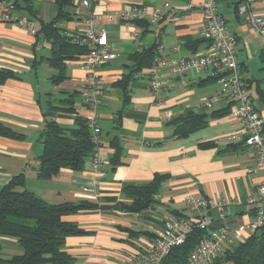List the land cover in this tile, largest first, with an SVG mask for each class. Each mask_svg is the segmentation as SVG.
<instances>
[{"label":"crops","instance_id":"1","mask_svg":"<svg viewBox=\"0 0 264 264\" xmlns=\"http://www.w3.org/2000/svg\"><path fill=\"white\" fill-rule=\"evenodd\" d=\"M31 1L38 19L49 22L56 17L55 0ZM242 1L216 0V4L237 37L241 73L264 121V43L256 29L239 16L237 7ZM165 3L173 5L177 15L169 13L166 20L157 25L141 27L107 18V15L118 17L136 5L162 9ZM68 10L73 20L61 27L69 35H82L88 21L94 17L97 28L106 32L110 44L119 52L118 58L104 65L98 73V86L104 94L98 117L105 137L101 150L108 160L103 175L98 178L99 188L95 194L83 192L92 180L89 160L81 172L63 169L50 180H42L37 175L43 153L40 136L44 129L47 95L52 93L58 97L61 91H83L86 74L80 60L68 63V79L55 86L51 83L55 71L45 60L50 56V44L43 39L36 41L33 34L15 23H0V71H12L20 77L8 79L0 87V124L24 136L13 139L0 135V189L13 177L24 173L26 189L50 204L115 199V202H104L109 208L104 211L64 218L88 233L67 239L66 250L76 259L75 264L134 262L167 220L177 219L176 213L185 217L194 215L185 200L189 195L207 203L202 213L210 220V230L227 227L241 232L239 236L230 234L225 243L227 249L250 237L253 232L246 230V226L252 224L254 214L248 197L264 180V171L258 169L256 151L247 144V134L232 116V102L220 96L207 106L218 95V85L204 74L192 72L172 78L165 73L166 88L157 99L149 88V70H144L129 86L130 102L126 107L120 91L112 88L127 71L129 57L144 49L162 46L172 57L204 53L205 44L199 45L196 52L187 48L188 41L199 38L198 31L203 23L200 0H90L89 7L74 0ZM251 10L264 18V0L254 3ZM17 16L25 15L17 12ZM36 23L38 29L37 20ZM179 84L186 91L178 92L176 85ZM160 100L162 105L158 104ZM227 108L229 115L210 120L207 127L186 138L174 137L165 119L166 111H173L176 116L186 110L211 115ZM120 111L123 113L118 135L123 157L121 165L113 169L110 158L115 150L109 137L114 134L113 122ZM76 115L91 116L81 100L76 104ZM57 121L65 127H74L72 118L59 117ZM109 133L112 135L108 137ZM207 142L215 146L200 147ZM156 175L169 178L162 183L152 207L142 213L115 208L118 203L130 204L122 193L125 184L150 183ZM11 240L8 245L11 252L22 254L18 242Z\"/></svg>","mask_w":264,"mask_h":264},{"label":"trees","instance_id":"2","mask_svg":"<svg viewBox=\"0 0 264 264\" xmlns=\"http://www.w3.org/2000/svg\"><path fill=\"white\" fill-rule=\"evenodd\" d=\"M15 4L17 12H23L30 20L38 21L35 33L36 41L43 39L50 44V56L46 62L55 71L51 83L61 85L68 79V63L79 61L87 55L90 47L81 43L76 35L69 33L61 24L73 20V14L68 10L74 5V0H55L58 7L56 17L45 22L38 19L31 0H9ZM141 27L150 26L148 22H134ZM206 45L203 39L190 40L188 50L196 52L198 46ZM157 57V48L144 49L129 57L127 71L112 88L120 91L124 106L130 102L131 82L144 70H150ZM20 79L12 71H0V87L8 79ZM210 81H213L209 79ZM248 85V83H247ZM262 92V91H261ZM81 99V92L61 91L59 96L52 93L47 95L46 109L43 110L44 129L40 136L43 153L40 156L38 178L50 180L57 177L63 169L73 172L83 171L85 164L92 157L95 149L88 121L76 115V104ZM122 111L118 112L113 122V136L108 134L110 145L115 153L110 158V164L115 169L121 165L123 149L120 144L118 131L121 128ZM229 109L215 111L211 115L186 110L183 114L175 116L168 122L173 129V136L186 138L192 133L209 125L210 120L229 115ZM59 117L72 118L74 127L68 128L60 124ZM0 135L22 139L24 136L0 124ZM101 137L105 139L101 130ZM213 142L200 145L203 149L214 147ZM169 177L156 175L154 180L146 184H125L122 188L124 196L130 204H117L115 208L125 212L142 213L156 203L155 196L160 192L161 185ZM26 176L21 173L13 177L0 189V237L17 239L22 248V254L4 259L0 256V264H75L76 259L66 250L67 239L84 236L88 233L81 229L77 223L65 221V217L81 213L104 211L109 209L104 202L116 200L105 199L103 202L81 200L78 202H65L50 204L39 198L25 187ZM254 214V213H253ZM178 220L188 219L176 213ZM209 229L201 230L196 226L188 234L183 245L175 247L163 260L162 264H186L190 255L199 243L209 237ZM2 245L0 243V253ZM211 264H264V227L257 229L231 249L214 260Z\"/></svg>","mask_w":264,"mask_h":264},{"label":"built area","instance_id":"3","mask_svg":"<svg viewBox=\"0 0 264 264\" xmlns=\"http://www.w3.org/2000/svg\"><path fill=\"white\" fill-rule=\"evenodd\" d=\"M258 0H243L237 7L239 16L251 24L264 43V18L255 15L251 6ZM89 7L90 0H80ZM203 12V23L198 31V37L206 41V49L202 54L172 57L164 47L157 49V57L148 71L149 88L155 98H159L166 88L164 74L172 78L184 77L195 72L206 75L219 87V93L212 98L207 106L217 101L220 96L232 102V116L239 121L247 134V144L256 151L258 169L264 171V121L257 111L249 93L248 85L241 73L238 53V40L230 30L227 21L220 14L216 0H200ZM169 13L176 17L175 7L165 3L162 9H151L147 5H136L124 10L118 17L107 15L110 21L119 20L124 23L148 22L157 25L166 20ZM0 23H15L35 35L37 23L28 17L17 16L15 4L9 0H0ZM136 35V34H135ZM81 43L87 44L90 51L80 59V66L85 71V88L81 92V104L90 113L85 119L91 130L94 153L89 160L91 182L83 188L86 194H95L99 188V180L105 171L108 160L102 152L104 141L98 117L103 105L104 94L98 86L99 70L107 63L115 61L119 52L110 44L104 30H99L95 18L88 21V27L82 35H77ZM0 43V53H1ZM159 105L163 101H158ZM176 115L173 111L165 112V119L171 121ZM194 213L188 219H171L164 223L152 243L130 264H162L163 260L175 247L185 243L188 234L196 226L201 230L209 229L210 220L203 214L207 203L202 198L189 195L185 199ZM248 205L253 207L252 224L246 230L254 232L264 227V180L250 191ZM196 216V217H195ZM240 235V231H231L227 227L211 230L209 237L203 239L190 255L186 264H211L228 249L225 243L230 234Z\"/></svg>","mask_w":264,"mask_h":264},{"label":"rangeland","instance_id":"4","mask_svg":"<svg viewBox=\"0 0 264 264\" xmlns=\"http://www.w3.org/2000/svg\"><path fill=\"white\" fill-rule=\"evenodd\" d=\"M176 86H177L176 89L178 90V92H184V91H186V89H183V88L180 86V84H179V85H176ZM12 240H13L15 243H17V242H16L17 239L12 238ZM12 240H11V241H12ZM15 240H16V241H15ZM9 241H10V238H8V237H0V243H1V245L3 246V249H2V251H1V253H0V256H1L2 258H4V259H8V258H10V257H12V256L15 255V254L12 253L11 250L8 248ZM17 247H19L18 249H21V250H22V248H21L18 244H17Z\"/></svg>","mask_w":264,"mask_h":264}]
</instances>
